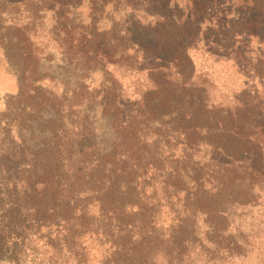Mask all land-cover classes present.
I'll use <instances>...</instances> for the list:
<instances>
[{
  "label": "trees",
  "instance_id": "trees-1",
  "mask_svg": "<svg viewBox=\"0 0 264 264\" xmlns=\"http://www.w3.org/2000/svg\"><path fill=\"white\" fill-rule=\"evenodd\" d=\"M78 1L49 0L48 8L56 17L53 24L56 31L53 30L51 39L64 53L75 51L69 63L74 69L85 70L89 62L105 69L113 56L108 37L111 29L96 31L94 13L99 3L103 8L108 2L118 4L121 0H90L91 32H86L80 24L59 29L66 24L61 25L63 13L57 16L58 13H70L68 4L75 6ZM128 1L144 4L134 6V10H144L154 22L148 23L150 35L144 31L147 24L140 20L134 21L138 28L124 29L134 54L143 59L142 69L146 68L149 74L157 71L170 79L163 85L155 83L131 109L127 98L117 93L116 80L108 77L109 86L103 90L102 99L105 111L113 118L114 141L104 146L93 140L92 132L87 131L91 123L84 121L80 110L82 102L92 99L89 85L79 84L78 90L68 98L66 88L59 95L47 92L44 78L38 77L37 82L41 81L33 84V94L30 93L34 105L30 112L24 113L32 114V118L41 117V121L26 133H19L18 142L0 150V207H29L33 219L54 218L63 213V207L71 206L73 197L97 192L113 206L118 221L126 207L132 213H144L150 220L153 226H148L147 220L132 221L131 228H140L133 239L127 224L121 226L131 247L118 245L116 249L122 258L137 256L147 262L146 249L154 239L158 241L155 253L159 258L170 255L183 240L179 234L182 225L174 226L176 229L168 226L169 232L157 234L164 227L158 222L159 217L149 212V208L162 205L159 191L178 196L171 177H177L180 182L189 178L195 186V194L184 195V199L197 203L207 200L211 205L226 195L255 187L262 190L264 186V98L239 99L235 107L211 105L192 81L195 67L190 55V49L203 42L207 53L232 60L240 70L255 77V91L259 83L264 88V0H183L182 7L177 0ZM172 3L175 5L171 6ZM253 40L260 48L251 58L249 46ZM83 93L89 99L81 98ZM168 109L182 123L187 156H195L199 148L208 149L212 165L206 173L192 162L183 169L166 163L170 162L168 157L173 155L174 148L170 138L158 141L162 135L153 133L151 124L156 116L161 120ZM50 112L53 113L50 117H44ZM156 123L163 126V120ZM190 136L198 137V141L192 143ZM159 176L163 179L157 183ZM106 184L108 195H104ZM134 196L141 197L143 202L140 204ZM156 226L160 227L152 229ZM0 230L3 234L10 233L5 227ZM150 264H160L154 250Z\"/></svg>",
  "mask_w": 264,
  "mask_h": 264
},
{
  "label": "rangeland",
  "instance_id": "rangeland-1",
  "mask_svg": "<svg viewBox=\"0 0 264 264\" xmlns=\"http://www.w3.org/2000/svg\"><path fill=\"white\" fill-rule=\"evenodd\" d=\"M182 1H176L180 7L183 6ZM48 2L0 0V150L18 142L19 133H26L41 121V117L32 118V114H27L34 105L30 93L33 94V84L41 81L37 82L38 77L44 78L42 82L47 92L59 95L66 88L68 98L78 90L79 84L89 85L92 99L82 102L81 114H84V121L91 123L87 131L92 132L93 140L110 146L114 141L111 129L113 118L105 111V100L102 99L103 90L109 86L108 77L116 80L117 93L121 92L127 98L126 103L131 109L132 104L155 83L163 85L170 79L157 71L149 74L146 68L142 69L143 59L138 53L134 54L133 45L124 33L125 27L138 28L139 25L134 26V21L140 20L147 24L144 31L150 35L153 18L144 14V10L135 11L134 6H145L137 2H108L103 8L99 3L94 13L96 31L97 28L111 29L108 37L113 56L105 69L89 62L85 64V70L79 71L69 64L75 51L64 53L51 39L53 30L56 31L53 27L56 17L48 8ZM92 6L90 0H79L75 6L68 4L70 13L60 10L57 15L63 13L61 25L66 24L59 29H71L80 24L86 32H91L92 27L88 24L93 19ZM159 32L162 33L161 30ZM202 43L190 49V55L195 67L192 81L205 101L226 107L236 106L239 99L256 101L255 98H264V88L260 83L258 91L254 90L255 77L240 70L232 60L207 53ZM259 48L258 42L251 41V58ZM81 98L89 99V96L83 93ZM170 111L168 109L161 115L162 127L156 123L161 121L158 116L151 124V131L162 135L158 141L170 138L174 148L173 155L168 157L170 162L166 163L169 167L175 165L183 169L185 164L192 162L195 167L199 165L202 168L203 174L206 173L212 165L208 149L199 148L195 156L188 157L182 123L176 113L170 114ZM52 114L50 112L44 117ZM191 141H198V137H191ZM161 179L159 176L157 183ZM188 180L180 182L177 177H171L178 196H173L172 192L168 196V190H161V207L149 208V212L158 216V222L164 227L157 230V234L162 236V232H169L168 226L176 229L174 226L178 228L182 225L179 234L183 240L165 258H159L155 253L156 239L146 249L147 262L137 256L122 258L116 252L118 245L125 248L131 245L120 227L127 224L133 239L140 228H131L130 225L147 220V216L132 213L126 207L121 212L122 219L118 221L113 215V206L110 207L97 192H93L73 197L71 206L63 207V213L54 218L40 216L33 219L29 207H0V229L5 227L6 231L10 230L9 235L0 230V264H150L153 250L160 264H264V186L262 190L254 186L255 189L226 195L211 205L207 200L197 203L187 197L184 199V195L193 196L196 190ZM107 185L104 195H108ZM134 199H138L140 204L143 202L141 197L134 196ZM142 211L147 213L146 208ZM147 221L148 226H153L150 220ZM142 224L146 226L145 222ZM157 227L160 226L152 229ZM212 227L216 229L212 230ZM157 252L160 254L161 251L158 249Z\"/></svg>",
  "mask_w": 264,
  "mask_h": 264
}]
</instances>
